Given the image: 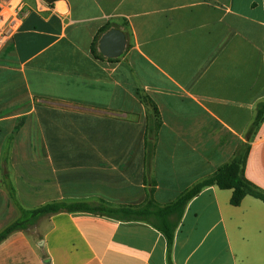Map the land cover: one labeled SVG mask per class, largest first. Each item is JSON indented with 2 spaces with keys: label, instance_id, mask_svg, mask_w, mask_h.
Listing matches in <instances>:
<instances>
[{
  "label": "crops",
  "instance_id": "crops-1",
  "mask_svg": "<svg viewBox=\"0 0 264 264\" xmlns=\"http://www.w3.org/2000/svg\"><path fill=\"white\" fill-rule=\"evenodd\" d=\"M46 3L38 10L26 0L0 50V230L18 205H166L245 143L243 174L264 192V117L247 134L264 100V0ZM113 28L124 49L96 58L92 42L100 53ZM137 91L159 115L147 165ZM230 195L210 185L188 201L172 264H264V202L246 195L234 206ZM0 264H167V247L142 221L58 212L0 241Z\"/></svg>",
  "mask_w": 264,
  "mask_h": 264
},
{
  "label": "trees",
  "instance_id": "trees-1",
  "mask_svg": "<svg viewBox=\"0 0 264 264\" xmlns=\"http://www.w3.org/2000/svg\"><path fill=\"white\" fill-rule=\"evenodd\" d=\"M107 28L109 27H101L98 30V33L107 30ZM95 41L96 39L91 44L92 54L98 59L106 58L96 51ZM137 93L140 102L147 109L146 130L144 133V162L147 165L153 152L155 132L159 124V115L157 107L152 99L146 94H141L139 91H137ZM263 117L264 100L256 106L254 118L247 133L248 136L250 135L251 137L253 135V132ZM248 149V144L245 143L241 145L229 162L218 167L211 176L194 184L192 187L182 192L174 201L166 205H158L151 199L147 200L139 207H111L83 201L50 202L32 209H24L18 205L20 216L0 230V241L4 240L13 231L25 229L43 216L58 212H89L118 220L142 221L154 227L163 235L166 241L167 264H172L170 260V251L174 240L175 230L181 221L188 201L197 195L203 188L210 185H216L220 189H230L231 195L229 202L234 206L239 205L242 198L246 195L253 196L264 202V192L248 181L243 174V165L245 163ZM3 185L11 198L15 200V190L6 175L3 177Z\"/></svg>",
  "mask_w": 264,
  "mask_h": 264
},
{
  "label": "built area",
  "instance_id": "built-area-1",
  "mask_svg": "<svg viewBox=\"0 0 264 264\" xmlns=\"http://www.w3.org/2000/svg\"><path fill=\"white\" fill-rule=\"evenodd\" d=\"M35 7L41 10L46 0H33ZM26 0H0V50L18 30L23 17Z\"/></svg>",
  "mask_w": 264,
  "mask_h": 264
},
{
  "label": "water",
  "instance_id": "water-1",
  "mask_svg": "<svg viewBox=\"0 0 264 264\" xmlns=\"http://www.w3.org/2000/svg\"><path fill=\"white\" fill-rule=\"evenodd\" d=\"M124 33L119 29H110L99 39V51L107 57L119 55L125 47Z\"/></svg>",
  "mask_w": 264,
  "mask_h": 264
},
{
  "label": "rangeland",
  "instance_id": "rangeland-1",
  "mask_svg": "<svg viewBox=\"0 0 264 264\" xmlns=\"http://www.w3.org/2000/svg\"><path fill=\"white\" fill-rule=\"evenodd\" d=\"M97 44V40L95 41V45ZM74 173V172H76V171H74V170H69V171H59V174L60 175H63V174H66V173ZM81 188V187H80ZM172 188H181V187H172ZM68 194H72L71 196H69V197H66V200L67 201H73V200H75L77 197H76V194H83V192L82 191H79V192H70V193H68Z\"/></svg>",
  "mask_w": 264,
  "mask_h": 264
}]
</instances>
